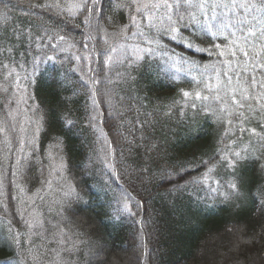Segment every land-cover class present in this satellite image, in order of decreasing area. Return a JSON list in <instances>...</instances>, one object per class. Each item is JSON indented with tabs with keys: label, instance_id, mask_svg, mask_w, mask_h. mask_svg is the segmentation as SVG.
<instances>
[{
	"label": "trees",
	"instance_id": "trees-1",
	"mask_svg": "<svg viewBox=\"0 0 264 264\" xmlns=\"http://www.w3.org/2000/svg\"><path fill=\"white\" fill-rule=\"evenodd\" d=\"M77 4L0 0V264H264V99L217 93L224 36Z\"/></svg>",
	"mask_w": 264,
	"mask_h": 264
},
{
	"label": "snow or ice",
	"instance_id": "snow-or-ice-1",
	"mask_svg": "<svg viewBox=\"0 0 264 264\" xmlns=\"http://www.w3.org/2000/svg\"><path fill=\"white\" fill-rule=\"evenodd\" d=\"M88 2L89 0H84V4ZM90 2L93 6H97L99 0H90ZM84 4H77L74 7L83 9ZM55 6L59 7V3ZM128 6L134 8L141 17L139 21L136 17L131 18L132 25L137 28L141 22L146 20L149 27L156 28L159 32L161 31L160 26L164 25L166 20L168 23L163 28L165 32L177 33L180 31L179 26L183 24L185 28L196 27L200 33L212 37L223 35L229 47L226 51H219V55L230 58L223 61L228 69L223 73L227 84L220 80L221 73L216 65H212L213 70L217 72L215 85L217 93L222 86L227 88L225 95L239 107H244V101L248 99H264V0H131ZM71 14L75 16L77 12L72 11ZM201 17H206V19L202 20ZM84 22L89 23V20L85 18ZM127 32V28L123 29L122 35L126 36ZM171 38L176 39V36L172 35ZM60 39L63 40L64 37L61 36ZM153 42L158 43V41L149 40V43ZM187 46L192 47L191 43ZM214 47L219 48L220 46L214 45ZM112 51L116 49L113 48ZM137 59H143V57L138 56ZM108 62L112 63L111 56L108 57ZM206 87L211 89L212 85L209 83ZM254 87L260 89L255 95L252 92ZM237 92H239L240 99H237ZM183 95L188 97L190 94L184 92ZM196 97L200 98V93H196ZM215 99L224 100L219 94ZM228 123L231 124V120ZM0 131L6 130L0 128ZM253 133L255 134V130ZM21 151H23V140H21ZM246 159V155L234 152L231 156L225 154L215 161L205 162V167L210 174L215 171L217 165L227 166L235 175L238 165ZM19 162L18 160L17 163ZM209 164L212 166L209 167ZM261 167H264V164ZM216 183L219 184V181ZM227 187L235 193L239 191V186L235 181L230 182ZM224 195L227 199L230 194L225 193ZM261 203L264 204V201ZM16 242L20 243L19 240Z\"/></svg>",
	"mask_w": 264,
	"mask_h": 264
}]
</instances>
